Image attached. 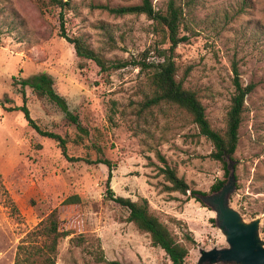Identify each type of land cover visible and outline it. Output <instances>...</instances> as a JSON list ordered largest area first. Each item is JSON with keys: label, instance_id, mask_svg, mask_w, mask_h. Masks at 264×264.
Wrapping results in <instances>:
<instances>
[{"label": "rangeland", "instance_id": "1", "mask_svg": "<svg viewBox=\"0 0 264 264\" xmlns=\"http://www.w3.org/2000/svg\"><path fill=\"white\" fill-rule=\"evenodd\" d=\"M177 1L186 14L181 36L188 38L176 50L177 79L197 93L213 129H226L235 94L233 63L241 82L254 85L240 128L230 205L245 222L260 220L264 242V0ZM168 2L153 0L156 9ZM140 3L73 0L64 12L67 35L82 37L111 61L145 58L147 51L153 61L160 39L153 21L99 8ZM60 13L48 6L42 15L32 0H0V264H14L20 242L55 209L65 235L57 264H171L148 235L126 222L127 211L107 200L108 167L93 164L101 158L115 165L111 187L117 195L148 199L180 239L193 235L187 264H199L201 251L228 248L213 209L166 192L160 174L158 154L193 189L209 194L225 176L222 163L211 158L212 142L178 108L143 107L154 95L149 72L131 66L101 73L93 61L78 58L60 36ZM42 74L89 131L83 141L56 104L22 86ZM23 93L36 123L69 140L71 161L56 141L28 125L23 112L7 110L23 106ZM71 196L79 202L65 204Z\"/></svg>", "mask_w": 264, "mask_h": 264}, {"label": "trees", "instance_id": "2", "mask_svg": "<svg viewBox=\"0 0 264 264\" xmlns=\"http://www.w3.org/2000/svg\"><path fill=\"white\" fill-rule=\"evenodd\" d=\"M32 1L42 15L45 14V9L48 6H57L61 9L60 36L74 46L78 58L93 61L100 68L101 73L121 70L131 66L149 72L154 95L144 104V108L165 104L176 107L192 117L193 123L197 125L200 133L212 142L215 151L211 154V158L222 163L225 171L224 180L217 181L212 186L209 194L193 189L185 178L179 177L177 170L171 167L161 154H158L163 164V167L160 168V174L166 180V184L163 185L166 192H178L186 196L188 200L194 199L206 207L203 198L220 192L228 183L232 171L234 172L233 163L235 162V154L240 140L239 134L246 99L254 90L253 84L245 86L241 82L238 65L233 63L235 94L228 112L226 129L222 133L212 128L197 93L184 88L183 83L177 79L176 50L183 42L188 40L187 37L181 36V27L184 24L186 14L184 6L180 5L177 0H169L165 9H156L153 0H141V3L137 5L115 8L99 6V8L108 10L118 17L144 15L153 21L154 33L160 39L155 43L153 49L155 59L150 62L147 58L148 51L142 55L145 58L111 61L96 51L82 37H69L66 32L64 12L65 9L71 6L73 0H49L48 3L45 0ZM26 85L33 88L38 99L46 98L61 109L66 119L76 127L80 140L83 141L84 137L89 136V131L81 123L79 117L70 111L66 100L55 91L54 82L48 75L42 74L34 77L33 80L22 83V86L25 87ZM26 101L27 98L23 93V106L8 108L7 110L23 112L28 125L41 136L56 141L62 154L71 161L72 158L68 155L67 147L69 140L55 132L44 131L32 118ZM93 164H104L108 167L106 198L127 211L126 222L132 223L139 233L148 235L151 246L163 250L171 264H187L188 244L196 243L193 235L186 233L184 238L180 239L160 215L152 209L148 199L140 197L134 201L131 198L117 195L111 187L115 165L110 160L101 158ZM79 200V197L71 196L65 200V204H74ZM63 236L65 235L60 227V212L55 209L39 223L35 231L29 233L20 242L14 264H57L58 247ZM100 261H105V258L101 257ZM109 264L121 263L111 261Z\"/></svg>", "mask_w": 264, "mask_h": 264}, {"label": "water", "instance_id": "3", "mask_svg": "<svg viewBox=\"0 0 264 264\" xmlns=\"http://www.w3.org/2000/svg\"><path fill=\"white\" fill-rule=\"evenodd\" d=\"M236 189L232 171L228 183L222 190L203 198L207 206L216 213V221L229 245L224 249L201 251L199 264H264V242L260 239V220L250 223L231 207V197Z\"/></svg>", "mask_w": 264, "mask_h": 264}]
</instances>
